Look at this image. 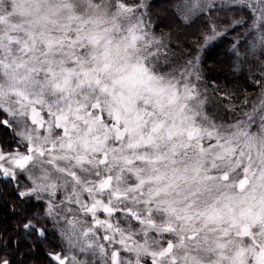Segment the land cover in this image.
Wrapping results in <instances>:
<instances>
[{"label": "snow or ice", "instance_id": "snow-or-ice-1", "mask_svg": "<svg viewBox=\"0 0 264 264\" xmlns=\"http://www.w3.org/2000/svg\"><path fill=\"white\" fill-rule=\"evenodd\" d=\"M0 264H264V0H0Z\"/></svg>", "mask_w": 264, "mask_h": 264}, {"label": "trees", "instance_id": "trees-1", "mask_svg": "<svg viewBox=\"0 0 264 264\" xmlns=\"http://www.w3.org/2000/svg\"><path fill=\"white\" fill-rule=\"evenodd\" d=\"M215 51H219V49H215L214 52H215ZM213 54H214V53H213Z\"/></svg>", "mask_w": 264, "mask_h": 264}]
</instances>
